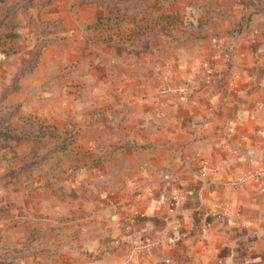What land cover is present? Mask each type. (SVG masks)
<instances>
[{"label":"rangeland","instance_id":"374dc122","mask_svg":"<svg viewBox=\"0 0 264 264\" xmlns=\"http://www.w3.org/2000/svg\"><path fill=\"white\" fill-rule=\"evenodd\" d=\"M253 42L264 58V0L0 8V55L11 58L2 67L12 72L0 94V264H93L81 232L120 181L104 169L103 143L119 128L103 124L119 121L126 83L143 88L168 55L189 61L197 47L205 60L217 51L229 66L245 63Z\"/></svg>","mask_w":264,"mask_h":264},{"label":"crops","instance_id":"0c3cea01","mask_svg":"<svg viewBox=\"0 0 264 264\" xmlns=\"http://www.w3.org/2000/svg\"><path fill=\"white\" fill-rule=\"evenodd\" d=\"M200 49L127 82L119 121L104 122L119 128L103 143L120 181L81 232L91 263L264 264V58L253 42L245 63L215 51L207 65Z\"/></svg>","mask_w":264,"mask_h":264},{"label":"trees","instance_id":"16d2710c","mask_svg":"<svg viewBox=\"0 0 264 264\" xmlns=\"http://www.w3.org/2000/svg\"><path fill=\"white\" fill-rule=\"evenodd\" d=\"M30 2V0H4V6H9L10 3H12V6H24L25 3Z\"/></svg>","mask_w":264,"mask_h":264},{"label":"built area","instance_id":"2783aa9c","mask_svg":"<svg viewBox=\"0 0 264 264\" xmlns=\"http://www.w3.org/2000/svg\"><path fill=\"white\" fill-rule=\"evenodd\" d=\"M256 177H257L258 180L260 181L261 188H262V190L264 191V171H259V172L256 174Z\"/></svg>","mask_w":264,"mask_h":264}]
</instances>
